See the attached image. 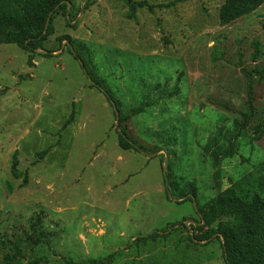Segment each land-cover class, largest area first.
Returning a JSON list of instances; mask_svg holds the SVG:
<instances>
[{"label":"rangeland","instance_id":"1","mask_svg":"<svg viewBox=\"0 0 264 264\" xmlns=\"http://www.w3.org/2000/svg\"><path fill=\"white\" fill-rule=\"evenodd\" d=\"M70 1L32 64L0 44V264H225L196 205L263 169L264 4L222 26L223 0ZM157 84L180 94L135 113ZM166 167L196 201L168 198Z\"/></svg>","mask_w":264,"mask_h":264},{"label":"trees","instance_id":"2","mask_svg":"<svg viewBox=\"0 0 264 264\" xmlns=\"http://www.w3.org/2000/svg\"><path fill=\"white\" fill-rule=\"evenodd\" d=\"M220 10L222 26L229 25L236 20L247 16L264 4V0H223ZM70 0H0V44H15L30 52L29 64H32L34 55L43 49L45 42L54 34V20L58 13L71 15L73 7ZM89 2L85 6H89ZM61 43L63 39H60ZM72 40L67 41L69 50L81 61L82 67L91 79L93 86L100 90L115 109L118 120L120 146L124 150L144 151L122 125L129 117L121 116L120 102L113 96L111 90L103 85L98 76L91 72L87 60L72 48ZM49 56V53H46ZM264 77V71L260 72ZM155 99H147L135 113L143 112L162 99L171 98L180 94L178 85L173 88L160 84L151 88ZM255 113L253 100L248 101V112L244 113L246 126L251 122ZM236 124L240 125L239 122ZM240 125V126H241ZM162 150V149H161ZM212 153L217 164L218 156ZM230 149L226 157L235 155ZM162 162L164 156L162 155ZM169 199L177 201H196L197 189L195 184L180 185L170 167L164 169ZM197 206L201 217V235L196 238L205 241L218 236L222 241L225 264H264V164L263 169L253 171L239 179L236 183L221 191L217 196L202 206ZM186 219L181 223L185 225ZM216 225V226H214ZM177 227V224L172 228ZM168 226L163 232H167ZM157 233L144 240L154 239ZM97 264V263H93Z\"/></svg>","mask_w":264,"mask_h":264}]
</instances>
